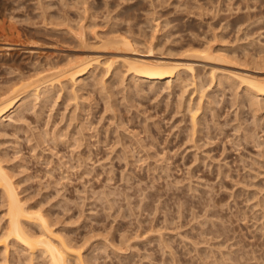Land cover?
Masks as SVG:
<instances>
[{
	"label": "rangeland",
	"instance_id": "374dc122",
	"mask_svg": "<svg viewBox=\"0 0 264 264\" xmlns=\"http://www.w3.org/2000/svg\"><path fill=\"white\" fill-rule=\"evenodd\" d=\"M86 1L84 2V0L83 1L81 0L79 1L78 0L77 1L75 0H60V1L59 0H47V1L46 0H0V22H2L0 23V32L2 33L6 31L5 32L6 34L0 33V83H1L0 90H5V88H8L7 87L9 86L7 85L8 83L14 84L13 81L16 82L17 79L21 77L19 75L20 72L22 77H24L25 79L34 77L32 75L34 74L36 75L38 71L39 72L46 71L47 74L54 73L55 71H57L56 70L57 68L55 69L54 66H58L60 64L59 67H61L62 63L64 64L67 62L66 59H68V57H70L69 60H71V58L73 57L75 60L81 58L87 59V57L88 56L91 57L92 54V57L93 56L97 57V55L98 56L100 55L102 57L101 59L103 58L107 59L110 57L117 58L119 57L118 55H120V57L122 56V58L124 56L126 57V59H128V55H129V59L131 58L133 59V57L136 56L135 58H150V59L159 58L161 60L166 59L165 61L173 60L174 62L176 61V63L179 61L183 63L185 62L188 63L190 62L193 64L198 63L200 64V66L198 64L197 65L195 64V71L197 72L196 73L197 77L199 79L201 77L202 80L201 82L203 83L205 81L203 83L204 87L207 84H210V81L208 80L206 81L205 78L209 79L211 77H214V79H211L213 83L211 82L212 84L208 85V87L210 86V89L212 91H209L210 89L207 88V86H206L207 89L205 88V90H207L208 92L205 91L206 93L204 92V94L209 93L207 94V96L204 95L205 97H208L206 98L208 101H206L205 97L203 96L200 102L201 109H199V111L196 112L197 113L196 118H198L197 119L198 121L206 116L204 118L206 119L205 122L203 121L204 119L200 120L199 122L197 121L198 126L199 123L201 124V129H199L200 127H198V129L201 131L199 133L196 132L197 134L195 133V136L193 137L194 140L192 139L193 143L194 141L200 142L201 140L199 145H198L199 142L194 143V145L197 144L198 146L200 145L201 146L197 148L196 145L194 148L193 143L190 139L191 137L190 125L193 126V124L192 123L190 124L189 119H191L192 117L190 118L191 113L188 114V112L190 106H191L190 108L194 107L193 103L199 98V97L197 98L196 94H198L199 96V93H195V95L192 96L193 89L191 88L192 90H189L188 88L190 86L188 88H184V86H182L183 80H185L184 83H187L186 74L182 73L181 75L182 78L180 82L182 84H180V82H173L174 81L173 79H172L173 81L169 82L170 84L172 83L173 87H176L178 83L184 89H187L186 90L187 93L185 91L186 94L183 93L184 95H181V96H185V99L187 100V101L185 100L186 103L190 102V101L188 102V100L191 96L194 97L193 98L194 101L192 100L191 101L192 103L190 102L192 105L191 104L190 106L188 105L189 107L188 109H185L186 110L185 111L183 106L185 107L187 105L185 104L184 97L180 96V94L182 93H179L182 90L184 91V89L181 87L179 88V85L176 88H172V86L170 87V85L168 84L170 88H165L166 87L165 81H162L159 82L154 87L153 86L150 87V84H143V86H139L142 84L141 83L142 79L140 82L139 79L133 77V74H129L128 72L126 74V72H124L125 69L122 68L121 66V70L123 69L122 70L123 74L122 73L121 74L123 76L125 75L124 76L125 79L124 77H121L124 80V82L121 81L124 85V88L122 87L123 86L122 84L118 85V83H121L120 81H118L121 80L120 78L121 74L115 76L111 72L110 74H107V76H105L106 75L105 74L104 75L105 78H103L104 76L102 77L105 82L101 80L100 83L104 84V86L106 84V86L104 87L105 90L101 91L103 90L101 89V86L99 88L98 86L99 84L98 85L96 84L99 82L98 75L102 76V74H99L100 70L98 69L99 70V71L97 70L98 73L96 72L97 75H95V78H93L96 79V83L94 82V80H92L91 78L92 75L91 76L87 75L88 76L87 78L85 75L82 80L83 82L81 81V84L77 83L80 88L81 86L82 87L84 86L85 88H81L82 90L80 91L79 87L76 85L75 88L79 89V90L74 89V91H78V95L77 93H74L78 97L75 98L76 100H72L73 96L69 94L72 91L71 90L72 86H70V84L67 87H63L64 90L63 89L61 90V88L58 89V87H56V89H54L55 92L50 93V97L48 98L49 101L47 99L46 100L41 99L43 97V93H42L40 95L41 97H39L38 99H34L31 97L28 103L30 101L31 102L25 108H23L24 110L21 109L20 110L21 112L16 111L17 113L15 112L14 114L9 113L11 114L15 122L16 121L19 122L20 119L24 118L25 116L26 118V119L24 118L25 122L23 119V121L21 120L20 123L15 124L14 120L10 122V117L3 118V120L0 121V122H4L2 124L0 123V161L2 160L1 162L4 168L6 169V171H8L7 173L10 175V177H12L11 179L14 182L17 192L19 193V197L22 199V201L27 207L32 209V211L34 210L33 212L37 213L38 211V214L41 212L43 213V215L47 217L48 220L50 219L49 222L52 224V225L50 224L51 229L55 231L54 233L57 234L56 236L58 237L60 236L59 238L63 237L64 239L68 240L70 243H72V245L74 244L75 248L81 247L80 254H81V258L83 259V264H169V261L171 262V258L174 261V264H176L177 262H178L177 264H192V261L194 262L193 264H201V263L205 264L206 261H207L206 264H209L210 262H211L210 264L213 263L219 264L218 262H221L220 264H226L225 262L227 260L226 258L231 260L228 262V264L229 263L230 264L233 263L264 264V249H262L264 248L262 247L264 246L263 243L264 233H262L261 231L264 230L263 228L264 226L263 225L264 224L263 223L264 221L263 220L264 219V213H263L264 123H262L264 122V116H262L264 115V111H262L263 109H261L262 106L264 107V103L260 101V99L263 101L261 97L260 98L258 97L259 100L254 99L256 104L255 103L253 104V101H249V98H245L246 93L242 91V89L244 90L245 88L243 87V85L240 86V84H238L239 83L238 78L235 80L236 76H238L239 74L240 76L251 74L253 77L255 76L257 78H259L260 76L264 77L263 60H262L263 62L262 64L260 60H258L260 70L255 69L258 64L254 66L255 68L251 67L252 63H250L251 65L250 67H248L249 65L248 66L245 65V64H249L250 62L249 60L254 57H257L255 59H258L257 55L260 52H262V54L261 53H260L261 55L259 54V58L262 59L264 57L263 55L264 52V47H263L264 20L263 19L264 18L261 20L259 18V17L262 18L264 14V0H86ZM39 2L40 3L43 2L44 7L41 4L42 5L41 7L43 8L38 7V5H40ZM246 2H248L247 6H246ZM242 4L243 6H241ZM183 6H185L186 10ZM250 7L252 8L249 9ZM245 8H247L248 11L247 9L245 11ZM41 9L42 10L45 9L47 12H45V10L44 12L47 15L42 14L40 12ZM61 13L63 15H60ZM64 13L66 15L65 17H64ZM246 14L249 15L246 16ZM44 15L45 17H43ZM152 15L154 16V18L152 17ZM256 16L260 20L259 21L257 19L258 24L255 19L257 18ZM42 17L44 20L42 19ZM59 17L60 18L62 17L61 18L62 20L59 19ZM149 17L154 21L149 19ZM66 18L67 20L68 19L70 20L68 21V23H66L67 22ZM250 18L253 19L252 22ZM228 20L229 23H227ZM126 21H128L127 22L128 25L126 24ZM151 21H153L154 23ZM237 21H241V22L239 23ZM254 21L256 22L255 25H253ZM45 22L47 23L46 25ZM156 22H158L159 24ZM151 23L153 26H151ZM3 25H5L4 28ZM51 25L54 28H52ZM193 25L194 27H192ZM69 26L71 28L68 29ZM236 26L238 27V29L235 28ZM248 27L249 29L247 31L246 28ZM70 29H73V31L77 30V32H81L80 34L83 33L81 36L83 37L84 35V41L86 40L85 42L87 43H83L84 41L80 42L81 36L78 33L76 32L74 33L72 32V30L69 33L68 30ZM153 29L157 30V31L154 30V36H153ZM243 29H245L246 31ZM258 29H260V31ZM246 32L247 33L249 32L248 34L249 36L247 35ZM253 32L254 34H252ZM73 33L76 34L77 36L76 35L72 36L74 35ZM94 33H97L96 35L98 36V38L101 37L103 40H105L104 38L106 39L108 38L107 35H109L110 37L111 34L120 33L119 34L120 36L122 35L128 36V33L129 34L132 33L133 35L130 34L131 36L130 35L128 36L130 37V39H132V37L138 39L139 37L140 40H144L145 38L144 42L142 41L143 44L145 42L147 43L151 42V45L153 46L154 44L155 47L153 46V48L157 51L153 49L154 51L150 53L152 54V56L147 57V55H150L148 52L149 50H144L149 48L147 47L148 46L147 43L144 44L146 45L145 46L146 48H144L143 45H140L142 43L140 44L138 43L136 44V47L135 45L133 46L134 50L131 49L130 51L128 50L125 51L123 47H122L123 49L121 48L120 50L119 49L113 50L111 48L108 49L106 47L101 48L99 46L101 44L100 41L102 40L101 38H99L100 40L98 38L96 40L95 39L96 35ZM7 34L9 35L7 36ZM150 34L155 38L157 37V39L155 40L154 38V40L153 39L150 40V38H152ZM78 36H80L79 41L76 38ZM73 37L75 38L73 39ZM8 38L9 40L10 39L11 40L9 41ZM166 40L169 41L167 42ZM5 41H7L6 43L8 44H6ZM96 41L97 42L99 41L98 43L100 44H98ZM155 41H157L158 43ZM14 42H16V44ZM166 42L168 43L169 46L167 45ZM205 44L207 46H205ZM209 45L211 46L210 48L212 49V51L214 50L215 52L217 51L222 52L223 50L228 49L227 52L224 51V54L226 56L229 53L228 55L229 57L231 52L233 53L235 51L234 53L237 54L236 55L232 54L234 56L231 57L237 56L236 59L239 58V61H237L236 59H234L235 60L234 61L232 58H229V60L231 61H228L227 60L228 58L224 57L222 59H225L226 61H223L221 59L222 62H220L219 60L209 62L208 60L203 58L205 60L204 61L202 59L203 56L200 57L199 55L196 54L197 56H199V58H201V59H197L195 58L196 55L194 53L192 54L190 53L191 50L195 49L196 47L197 48L195 49V51L200 49L201 46L204 47L205 49L206 47H209ZM261 45L263 48L261 47ZM137 47L138 49L140 47L139 51L141 52L137 51L138 50L136 49ZM186 47L190 49L188 50V48L186 49ZM253 47L255 50L253 49ZM243 49H247V50H243ZM135 50L139 54L134 53L133 51ZM184 50L186 51L188 50L187 53L186 51L184 52ZM131 51L135 55L132 54ZM143 51H146L148 54ZM198 51L200 53V50ZM243 51L244 52L246 51L247 55H250V53H248L247 51L251 52V56H249L251 58H248L246 56L247 58L246 59L245 58L246 53L244 55ZM142 52L146 53V55L143 54ZM169 52L170 54H168ZM193 54L195 57L194 56L189 57V55H193ZM220 54L224 55L223 52L219 53L218 55ZM240 59L241 60L246 59V61L244 60V63H242L241 65ZM44 63L49 65L46 66V64ZM202 64L204 65V67ZM205 65L207 66L205 67ZM260 65H262L263 67H261ZM210 69L212 70L215 69V71H211ZM203 70L205 71V73ZM210 71L213 72V74H217V73L218 74L213 76V74L210 73ZM235 72L239 74H235L236 75L235 78L230 79L231 77H234ZM37 74L42 75L43 73H37ZM206 74L208 75V77L206 76ZM218 75L219 76L221 75L220 77L222 78H220ZM223 75L224 76L228 75L226 76L227 79L226 78L225 79L232 81L227 82L225 79L223 81V77H224ZM198 78L197 81L199 83L200 81L198 80ZM175 79L180 80V78L177 79V77H175ZM216 79L218 80V84ZM134 81L135 82L137 81V84ZM225 81L227 83H230L231 86L226 84ZM233 81L237 85H235ZM189 82L190 81H188V83ZM93 83L96 84V87L94 86ZM134 84L138 86L135 87L137 89L139 88L138 89L139 93L137 89L134 87ZM232 84L233 86L235 85V87L239 85L240 86L238 87L239 90L235 89V87H232ZM200 85L201 83H199L198 86L199 88L201 87ZM215 85L218 88V90L216 89ZM217 85L220 86L218 87ZM222 85L224 87H222ZM230 87L233 88L231 89L233 91L230 90ZM98 88L101 90H99ZM61 91L63 92L65 99L63 98L62 93H60ZM82 91L84 92L82 93ZM108 91L110 93H108ZM236 91H238L240 95H243L241 97L239 96L238 92H237L238 94L236 93V96L238 95L241 98V100L239 99V97L238 98L236 97L238 101H235V98L232 97L233 93H235ZM128 92L129 95H127ZM211 92H213L214 94ZM57 93H60V95L62 96H59L58 98V96L56 95ZM71 93L73 94V92ZM210 94L211 96L213 95L212 98L210 97ZM68 95H70L71 98ZM177 96L178 98H181L180 100L183 99L184 101V102L182 101V104L185 105L178 104L182 106V108L176 105V103H179L180 101L178 98L177 99L179 101L178 102L176 101ZM221 96L224 98H222ZM54 97L58 99L55 100V102L57 101V103H54L55 105L53 106L52 104L55 99ZM60 97H62L63 99ZM106 97L109 98V100H107L109 104L106 101ZM229 97L232 100H230ZM121 98L123 100L125 98L126 100L123 101ZM32 99L37 101H34ZM233 99L235 101V104L233 102L231 104V101H233ZM68 100L70 101L66 103V101ZM257 100L260 101L261 103L257 102ZM33 101L37 105L39 103V106L36 107ZM216 102L220 103L218 104L220 107L217 106ZM239 102L243 103L242 108L245 107L244 109H241L240 107L241 103L239 105ZM250 102H252L251 105L254 106L252 107L254 108L253 110L260 109L257 110V112L262 111L256 113L255 117H252L254 116L255 113H252L251 105H249ZM206 103H210V104L212 103V105L210 106L209 104L208 106L207 104L206 106ZM111 105H115V106L113 107ZM176 106L180 107L181 109V110L179 109L180 112L179 110H175L178 109ZM202 108H204L203 109L204 111L207 110L206 111L207 115L205 112L204 117H203L204 112ZM32 109L35 111L34 113L31 112ZM210 109L213 110V114H216V116L214 115L216 119L212 117L211 111H209ZM41 111L44 113H42ZM227 112L229 113L228 115ZM239 112L241 116L238 114ZM253 112H256V110ZM200 114L202 116H200ZM222 114H225L224 117ZM113 115L115 117H113ZM256 116L258 121H259L258 117H260L259 122L256 121ZM213 119L217 120V122L215 121L214 123ZM235 119L238 121V123L240 121V123L238 124L240 125L239 127H241L242 125H244L243 128L246 127L244 130L243 128H240L241 132L246 131L245 134L244 132L241 133L240 131H237L239 130V127L237 126V121H235ZM117 120L119 122H117ZM206 121L208 122L207 125L209 126L206 125ZM254 121L257 126H255ZM145 123H147L149 126L147 124L145 125ZM116 124L117 125L120 124V125L117 126ZM214 124L217 125L215 126ZM253 124L258 129L255 128V130L254 129L252 130V128H254V126H252ZM213 125L215 126V128ZM234 125L235 127H238V129L236 128V131L239 132L238 135H236L237 132L236 133L234 132L235 131ZM194 127L197 126L195 125ZM193 128H191V130ZM117 129L119 130V133L117 132L118 131ZM194 129L196 131L197 128ZM194 129L192 131H194ZM198 129L197 131H199ZM78 130H81L82 132H79ZM147 130L149 131L147 132ZM187 130L189 131V133ZM218 130H220L221 133ZM46 131L49 132L43 133ZM208 131L211 134V136L209 135L210 137L208 136L209 134ZM252 131L253 132L255 131L257 134L252 133ZM51 132H52L51 134L52 136L49 134ZM62 132L64 135L62 134ZM115 132L119 134L121 139L119 138L118 134L117 137L119 139L114 138L116 137ZM129 132L131 135H133L134 132L135 135L133 136V138L136 139H133L132 136L129 135ZM233 132L235 133V136ZM73 133L74 135H76L77 133L76 135L77 139H75L76 137L73 135ZM79 133L82 134L80 135ZM125 133L128 136L125 135ZM45 134L47 135L49 134V137L51 136L50 140L48 136ZM56 134L57 137H54ZM188 134L190 136L188 138L190 139L189 141L186 139V137H188L186 135ZM214 134L216 135V137ZM198 135H200L201 137ZM44 136H46V138H44ZM60 136L61 139L58 138ZM227 136L230 139H227ZM232 136L234 137V139L232 138ZM246 136L248 139L246 138ZM195 137H197L198 139L197 138L195 139ZM51 138L55 140L53 139L51 140ZM207 138H210V140L213 139L212 140L213 142H209L210 140L208 141ZM78 139H81V141H79ZM205 139L210 144V146L209 144H207ZM251 139H253V141ZM39 140L43 141L44 143L40 142ZM62 140L65 142H62ZM73 140L74 142H72ZM75 140L78 141V142L76 141L77 144H75ZM120 140H122L123 143L120 142ZM136 140L138 141L139 144H142L140 145L142 150L140 146H138L139 144H137ZM183 140H185V142H183ZM236 140L239 145L237 144ZM238 140L240 141L241 144L239 143ZM257 140L262 142H259ZM243 141H246L247 143ZM36 142H38L39 144ZM233 142L239 146L237 147L236 145L238 149H236L235 144ZM73 143L75 145H73ZM183 143H185L186 145ZM232 143L234 144V146ZM255 143L259 147H257ZM130 144L133 145L134 147L131 146ZM259 144L262 147H260ZM143 147L146 149L143 150ZM152 147H154L155 149ZM133 148L135 150H132ZM197 149L199 150L196 151ZM88 150H90V152ZM137 150H139V152ZM125 151L127 153L126 155H125ZM130 151H132L133 153ZM258 151L261 152L259 153ZM146 152H148L147 153L148 155L146 154ZM206 154L210 156L207 157ZM253 154L257 156H254ZM148 156H150V158H148ZM138 157L142 158L143 160L138 159ZM165 157L166 159H164ZM257 157H259V159ZM160 158L161 159L163 158L164 160H161ZM194 158H196V160ZM206 158L208 159L204 160ZM244 161L246 164L244 163ZM249 161H253L255 164L257 163L256 166L253 162L251 163ZM241 163H243L244 167L243 165H239ZM248 164H250V166H248ZM218 166H220L221 168ZM246 166L248 167V169ZM254 166L256 167V169L259 167L257 169L258 171L255 169ZM249 167L250 168L254 167L255 171L254 169L251 168L254 171V172L252 171L253 172L252 173L251 170H249L250 169ZM247 170H249L248 174H247L248 172ZM220 172L221 174H218ZM245 198L247 199V201L245 200ZM260 205H262V207H260ZM156 206H158V208ZM154 209L157 212H155ZM243 211H245L244 215H243ZM6 213H7V204L4 203V201H2V197H0V240L2 239V237H4V234L8 228L7 227L8 217ZM177 213H179V216L177 215ZM206 216L210 219V220L208 219L209 221L205 219L207 218ZM244 216H246V218H244ZM212 217L214 218L211 219ZM260 217L261 219H259ZM163 220L165 222H163ZM198 224L199 225L201 224L200 226H202L203 228L201 229V227ZM179 227L182 230L179 229ZM261 227L263 229H260ZM32 228L35 231H37L36 226H33ZM159 228H161L160 231ZM221 229H224L223 230L224 232L221 231L224 234L220 233ZM201 230H203L204 232ZM209 231L212 233H209ZM256 231L258 232L255 233ZM156 233H158L159 235ZM199 234L201 236H199ZM207 234H210L209 237H206ZM217 234H221L222 236L220 237ZM184 236L185 239L183 238ZM202 236L203 237L205 236L204 239ZM201 237L203 240H205L204 242L206 245L203 244L202 242L203 240L201 239ZM231 237H233L234 239ZM191 238H195V239L193 240ZM160 239H165V244H168L169 242V245H165L164 240L163 241L161 240L162 242H160ZM196 239L199 242V243L197 242V244L195 241ZM223 239L228 241V243ZM206 240L210 241V243L207 242ZM200 242H202V244L199 245V247H197L198 244H200ZM206 242L208 243V246ZM221 242H223L222 245L220 244ZM225 242L227 244H225ZM1 243L2 242L0 241V264H49L47 258L45 259V257L40 255V253H36L34 256H30L29 252L23 250V248L19 246L13 245L12 242L8 244V249L5 250ZM213 243L220 244L222 248H220L218 244L217 246H215V244ZM193 245H195L196 247ZM231 245H233L235 248L236 246H238L236 248L237 250H235V248ZM205 246L206 248H204ZM244 246L247 248H244ZM161 247H163V250L164 247L165 249L171 248L173 250L171 249L164 250L167 251L166 253L168 254L164 252V257L161 258L163 252V250H161ZM175 247L176 249H174ZM215 247L223 250L222 251L219 249L221 251L220 252L221 255L225 252L226 253L224 255L226 254L228 255L226 257L222 255L223 259L220 258L219 257L220 254H218L219 250ZM198 248H200V250ZM134 249L135 251H133ZM244 249L245 251L246 249L247 250L250 249L248 251L249 253H245ZM188 251H190V255ZM197 251L198 253L201 254L203 253V255L198 254ZM169 253H171L172 255L170 254L171 255L170 256ZM207 253L211 255H207ZM174 254L176 255V257H174L175 256ZM212 254L215 258L212 257ZM230 255H231L230 258L232 259L228 257ZM197 256L199 258L203 256L202 260H200L201 259L200 258L198 261L196 259ZM206 256L208 258L210 257L211 258L208 259ZM174 258L175 259L177 258L176 261L174 260ZM218 259L221 261H219ZM159 260L161 261V263L159 262ZM162 260L164 263H162ZM173 261L171 262V264L173 263ZM71 262L72 264L74 263L73 261Z\"/></svg>",
	"mask_w": 264,
	"mask_h": 264
},
{
	"label": "bare ground",
	"instance_id": "6f19581e",
	"mask_svg": "<svg viewBox=\"0 0 264 264\" xmlns=\"http://www.w3.org/2000/svg\"><path fill=\"white\" fill-rule=\"evenodd\" d=\"M47 1V0H46ZM60 1V0H59ZM75 1H77V0H75ZM79 1V0H78ZM81 1H83V0H81ZM86 0H84V2H85ZM48 2H51V1H48ZM87 2V1H86ZM240 2V1H239ZM245 2V1H244ZM243 2V3H244ZM40 3V2H39ZM46 3V2H45ZM44 3V4H45ZM63 3V2H62ZM247 3L248 2H246V6H247ZM250 3V2H249ZM43 5V2L42 3H40V5H38V7H41L42 5ZM48 4V3H47ZM79 4H81V3H79ZM84 4V3H83ZM66 5V4H65ZM68 5V4H67ZM49 6V5H48ZM53 6V5H52ZM241 6H243V4L241 5ZM244 6H245V4H244ZM248 6H250V5H248ZM43 7H44V5H43ZM43 7H41V8H43ZM51 7V6H50ZM54 7H56V6H54ZM130 7V6H129ZM184 8H185V6H183ZM190 7V6H189ZM257 7V6H256ZM62 8V7H61ZM64 8V7H63ZM188 8V7H187ZM194 8V7H193ZM248 8V7H247ZM247 8H245V11H246V9ZM252 7H250L249 9H251ZM40 9V8H39ZM52 9V8H51ZM181 9V8H180ZM42 10V9H41ZM40 10V12L42 13V14H45V15H47L45 12H47L45 9V12H44V10H42L41 11ZM59 10V9H58ZM65 10V9H64ZM185 10H186V8H185ZM126 11V10H125ZM247 11H248V9H247ZM50 12V11H49ZM59 12V11H58ZM61 12V11H60ZM123 12V11H122ZM135 12V11H134ZM188 12V11H187ZM40 13V14H41ZM238 13V12H237ZM249 13V12H248ZM41 14V15H42ZM59 14V13H58ZM39 15V14H38ZM45 15L43 16V17H45ZM50 15V14H49ZM60 15H63L62 13L60 14ZM154 15V14H153ZM152 15V17L154 18V16ZM238 15V14H237ZM240 15V14H239ZM244 15H245V13H244ZM247 15H249V14H246V16ZM66 15H65V13H64V17H65ZM241 16V15H240ZM263 16H264V14H263ZM262 16V18L261 17H259V15H258V17L260 18V20L261 19H263L264 17ZM41 17V16H40ZM43 17H42V19H43ZM234 17H235V15H234ZM237 17V16H236ZM250 17V16H249ZM255 17V16H254ZM254 17H253V19H254ZM257 17V16H256ZM258 17L257 18H255L256 19V21H257V24H258ZM47 18V17H46ZM45 18V19H46ZM62 18V17H61ZM60 17H59V19H61ZM238 18V17H237ZM57 19H58V16H57ZM146 19H148V18H146ZM145 19V20H146ZM149 19H151L150 17H149ZM248 19V18H247ZM251 19V22H252V18H250ZM258 19V20H257ZM44 20V19H43ZM56 20V19H55ZM62 20V19H61ZM66 20H67V18H66ZM151 20H153V19H151ZM238 20V19H237ZM240 20V19H239ZM259 20V21H260ZM264 20V19H263ZM46 21V20H45ZM65 21V20H64ZM63 21V22H64ZM68 21H70L69 19L67 20V22L66 23H68ZM134 21V20H133ZM154 21V20H153ZM153 21H151V22H153ZM47 22V21H46ZM45 22V25L47 24ZM49 22V21H48ZM62 22V21H61ZM117 22V21H116ZM121 22H123V21H121ZM127 22L128 21H126V24H127ZM131 22V21H130ZM129 22V23H130ZM237 22H241V21H237ZM0 23H2V22H0ZM50 23H51V21H50ZM49 23V24H50ZM57 23H60V22H57ZM65 23V24H66ZM71 23V22H70ZM120 23V22H119ZM154 23V22H153ZM156 23H158V22H156ZM156 23H155V25H156ZM227 23H229V20H228V22ZM254 24L253 25H255V21L253 22ZM64 24V23H63ZM150 24V23H149ZM159 24V23H158ZM53 25V24H52ZM51 25V27L52 28H54L53 26ZM56 25V24H55ZM59 25V24H58ZM68 25V24H67ZM116 25V24H115ZM128 25V24H127ZM143 25V24H142ZM154 25V26H155ZM195 25V24H194ZM194 25L192 26V27H194ZM240 25V24H239ZM253 25H251V26H253ZM10 26V25H9ZM60 26V25H59ZM75 26V25H74ZM82 26V25H81ZM140 26V25H139ZM151 26H153L152 25V23H151ZM2 27V26H1ZM5 27V25H3V28ZM47 27V26H46ZM116 27V26H115ZM127 27V26H126ZM142 27V26H141ZM158 27V26H157ZM172 27V26H171ZM170 27V28H171ZM225 27V26H224ZM227 27H228V25H227ZM69 28H71L70 26L68 27V29ZM77 28V27H76ZM146 28V27H145ZM151 28H153V27H151ZM235 28H237L238 29V27L236 26ZM74 29V28H73ZM73 29H70V30H68L69 31V33L71 32V30H72V32H76V33H78L80 36L83 34H80L81 32H77V30H74L73 31ZM78 29V28H77ZM114 29V28H113ZM128 29V28H127ZM139 29V28H138ZM156 29V28H155ZM155 29H153V36H154V30ZM247 29V31H248V29H249V27L248 28H246ZM1 30H3V29H1ZM7 30V29H6ZM46 30V29H45ZM48 30V29H47ZM50 30V29H49ZM53 30H55V29H53ZM60 30H62V29H60ZM59 30V31H60ZM241 30V29H240ZM243 30H245V29H243ZM242 30V31H243ZM259 31H260V29H258ZM5 31V30H4ZM66 31V30H65ZM155 31H157V30H155ZM246 31V30H245ZM250 31V30H249ZM251 31H252V29H251ZM250 31V32H251ZM6 32V31H5ZM5 32H2V33H5ZM118 32V31H117ZM1 33V32H0ZM1 33V34H2ZM12 33V32H11ZM73 33V34H74ZM125 33H126V31H125ZM245 33V32H244ZM247 33V32H246ZM6 34V33H5ZM19 34V33H18ZM72 34V33H71ZM95 35L97 34V33H94ZM118 34V33H117ZM117 34H111V36L109 37V35H107V39L106 38H104L105 40H103L101 37H99V38H101V40L102 41H100V43H98L97 41V43L98 44H100V46L99 47H101V48H103V47H106V48H108V49H113V50H116V49H121L122 47L125 49V51L126 50H128V51H130L131 49H133V46L135 45V47H136V44H140V43H142V44H140V45H143L144 46V48H146L145 46L146 45H144V44H146L147 42H145L144 44H143V42H144V40H145V38H144V40H140L139 39V37H138V39L137 38H133L132 37V39H130V37H128L130 34H132V33H128V36H126L127 35V33H126V35H122V36H120L119 34L117 35ZM140 34H141V32H140ZM249 34V32L247 33V35ZM252 34H254V32L252 33ZM252 34H250V35H252ZM9 34H7V36H8ZM11 35V34H10ZM63 35V34H62ZM69 35V34H68ZM76 34H74V35H72V36H75ZM94 35V36H95ZM106 35V34H105ZM115 35V36H114ZM133 35V34H132ZM151 35V34H150ZM246 35V36H247ZM7 36H5V37H7ZM77 36V35H76ZM80 36H78V37H76L77 39H78V41H79V38H80ZM97 36V35H96ZM95 36V39L97 40V38H98V36L96 37ZM131 36V35H130ZM140 36V35H139ZM152 36V35H151ZM152 36V38H150V40L151 39H153L154 40V38L155 37H153ZM192 36V35H191ZM249 36V35H248ZM247 36V37H248ZM136 37V36H135ZM146 37V36H145ZM162 37V36H161ZM13 38V37H12ZM75 37H73V39H74ZM92 38H94V37H92ZM98 38V39H99ZM141 38V37H140ZM7 39V38H6ZM147 39V38H146ZM157 39V37L155 38V40ZM166 39V38H165ZM169 39V38H168ZM8 40H9V38H8ZM7 40V41H8ZM11 40V39H10ZM9 40V41H10ZM100 40V39H99ZM160 40V39H159ZM7 41H5V43L7 42ZM15 41V40H14ZM81 41H84V35H83V37L81 36V39H80V42ZM86 41V40H85ZM83 42V43H87V42ZM92 41V40H91ZM143 41V42H142ZM167 41V40H166ZM169 41V40H168ZM167 41V42H168ZM4 42V41H3ZM2 42V43H3ZM90 42V41H89ZM94 42H95V40H94ZM155 42H157V41H155ZM166 42V43H167ZM15 44H16V42H14ZM13 43V44H14ZM19 43V42H18ZM17 43V44H18ZM21 43V42H20ZM93 43V42H92ZM158 43V42H157ZM165 43V42H164ZM6 44H8V43H6ZM23 44V43H22ZM153 44V43H152ZM174 44V43H173ZM208 44V43H207ZM102 45V46H101ZM139 45V46H140ZM147 47H149L148 49H144V50H149L148 52H149V54L150 53H152V51H154L155 49L153 48V46L155 47V45L153 44V46L151 45V42L150 43H147ZM149 45H151V46H149ZM159 45V44H158ZM167 45H168V43H167ZM171 45V44H170ZM175 45V44H174ZM191 45V44H190ZM11 46V45H10ZM143 46H142V48H143ZM169 46V45H168ZM192 46V45H191ZM191 46H189V47H191ZM203 46H204V44H203ZM205 46H207L206 44H205ZM259 46V45H258ZM125 47H127V48H125ZM134 47V48H135ZM165 47V46H164ZM193 47V46H192ZM211 46L209 45V47H206L205 49H204V47H200V49H198V50H200V53H199V51L198 50H196L195 51V49L197 48H195V49H193V50H191V54L192 53H194L195 55L197 54V55H199L200 57H202V59L204 58V59H206V60H208L209 62L210 61H220V62H222V60L223 61H226L225 59H222V58H228L227 60L228 61H231V60H229V58H232L233 60L234 59H236L237 58V56H235V57H231V56H234V55H232V54H235L234 52L232 53L231 52V54H230V57L228 56L229 55V53H228V55H226L225 56V54H224V51H228V49L226 50H223L222 52H223V54L224 55H218L219 53H222V52H219V51H217V52H215L214 50L212 51V49L210 48ZM261 47H262V45H261ZM260 47V48H261ZM264 47V46H263ZM262 47V48H263ZM2 48V47H1ZM4 48V47H3ZM6 48H8V47H6ZM122 48V49H123ZM158 48V47H157ZM156 48V49H157ZM161 48V47H160ZM188 47H186V49H187ZM194 48V47H193ZM247 48V47H246ZM251 48V47H250ZM258 48V47H257ZM256 48V49H257ZM259 48V49H260ZM261 48V49H262ZM105 49V48H104ZM136 49H138V47L136 48ZM139 49H140V47H139ZM139 49L137 50V51H139ZM154 49V50H153ZM163 49V48H162ZM167 49V48H166ZM169 49V48H168ZM190 48H188V50H189ZM203 49V50H202ZM221 49V48H220ZM234 49V48H233ZM232 49V50H233ZM253 49H254V47H253ZM253 49H252V51H253ZM118 50V51H119ZM134 50V49H133ZM143 50V49H142ZM158 50H160V49H158ZM187 50V51H188ZM217 50V49H216ZM230 50V49H229ZM236 50V49H235ZM239 50V49H238ZM243 50H247V49H243ZM255 50V49H254ZM136 51V50H135ZM135 51H133L134 53H138L137 51L135 52ZM155 51H157V50H155ZM162 51V50H161ZM167 51V50H166ZM165 51V52H166ZM170 51V50H169ZM183 51V50H182ZM186 50H184V52H185ZM187 51H186V53H187ZM195 51V52H194ZM198 51V52H197ZM201 51H203V52H201ZM221 51V50H220ZM231 51V50H230ZM260 51V50H259ZM259 51H258V53H259ZM2 52H3V50H2ZM96 52V51H95ZM132 52V51H131ZM132 52V54H134ZM139 52H141V51H139ZM143 52H146V51H143ZM142 52V53H143ZM159 52V51H158ZM213 52H214V54H213ZM242 52V51H241ZM244 52V51H243ZM248 53H250V55H247V53H246V51L244 52V55H245V53H246V55H245V58H246V56L248 57V58H251V57H249V56H251V52H249V51H247ZM141 53V54H142ZM147 53V52H146ZM146 53H143V54H145L146 55ZM160 53H162V52H160ZM180 53V52H179ZM183 53V52H182ZM203 55H202V54ZM215 53H216V55H215ZM254 53V52H253ZM261 54H262V52H260ZM259 53V54H260ZM64 54H66V53H64ZM139 54V53H138ZM148 54V53H147ZM168 54H170V52L168 53ZM194 54L193 55H189V57H192V56H194ZM237 54V53H236ZM235 54V55H236ZM259 54L257 55L258 56V59H255V58H257V57H254V56H252V57H254V58H252V59H248L250 62H249V64H245L246 66H248V67H250L251 65V67H254V66H256V64H258L259 63V61L258 60H260V62H261V64L264 62V57L261 59V58H259ZM260 54V55H261ZM2 55V54H1ZM68 55V54H67ZM124 55V54H123ZM131 55V54H130ZM135 55V54H134ZM163 55V54H162ZM196 55V57L195 58H197V59H201V58H199V56H197ZM243 55V54H242ZM253 55V54H252ZM263 55H264V52H263ZM69 56V55H68ZM119 57H117V56H115V57H117V58H112V57H110V58H107V59H101L102 57L99 55H97V57L96 56H93L92 57V54H91V57L90 56H88L87 57V59L86 58H81V59H78V60H75L74 59V57L73 58H71V60H69L70 59V57H68V59H66L67 60V62L66 63H62V66L61 67H59V65L58 66H54V68L57 70V71H55L54 73H46V71H44V72H37V73H43L42 75H40V74H37L36 73V75L34 74V75H32V76H34V77H32V78H28V79H25L24 77H22V75H21V72H20V78L19 79H17V81L15 82V81H13L14 82V84L12 85V84H7V85H9V86H7L8 88H5V90H0V121H2L3 120V118H6V117H10V122L11 121H13L14 119L12 118V116H11V114H9V113H15L16 111H20L21 109L22 110H24L23 108H25L29 103H28V101L30 100V98L32 97V98H34V99H38L39 97H41L40 95L43 93V97L41 98V99H44V100H48V98L50 97V93L51 92H55V90L54 89H56V87H58V89L59 88H61V90L63 89L64 90V88L63 87H67V86H69V84H70V86H72V88H71V92H73V94L74 93H77V95H78V91H74V89H76L75 87H76V85L78 86V84L80 83L81 84V81L83 80V78H84V76L86 75V78L88 77L87 75H92L91 76V78H92V80H94V82L96 83V79H93V78H95V75H97L96 74V72L98 73V71L100 70V73L99 74H102V76L100 75H98V78H99V82H98V79H97V82L98 83H96L98 86H99V88H100V86H101V89H103V90H101V89H99V90H101V91H104L105 90V86H106V84H105V86H104V84H102V83H100L101 82V80H103L104 81V79L103 78H105V76H107V74H110L111 72L113 73V75H115V76H117V75H120L121 73L123 74V72H122V70H121V66H122V68H124L125 70H124V72H126V74H127V72L129 73V74H133V77H135V78H137V79H139V81L141 82V79H142V84L141 85H139V86H143V84H150V87L151 86H156L159 82H162V81H165V84H166V87L165 88H170L171 86H172V83L170 84L169 82L170 81H173V82H180L181 81V75H182V73H184V74H186V77H187V83H184L185 82V80H183L182 82H183V85L182 86H184V88H188L189 86V90H192L193 89V92H192V96L193 95H195V93H199V96H198V94H196V96H197V98H198V100H196L194 103H193V108H190L191 106H190V104L192 103L191 101L193 100L194 101V97H192L190 94V98H189V100H188V102L189 103H186V99H185V96H181V95H184V94H186L187 93V89H184L182 86H180L178 83H177V85H176V87L179 85V88L181 87V88H183L184 89V91L182 90V91H180L179 93H182V94H180V96L181 97H184V101H185V104L187 105V106H183V108H184V110L185 109H188V107H189V112H188V114H190V118L191 119H189L190 120V124L192 123L193 124V126L192 125H190L191 126V128H193L195 125L197 126V127H194V128H197L198 129V127H200L199 129H201V124L199 123V126H198V124H197V119L198 118H196V115H197V113L196 112H198L199 111V109H201L200 108V102H201V100H202V98H203V96L204 95H206L207 96V94H209V93H207V94H204V92L206 91V92H208L207 90H205V88H206V86H207V88H209L210 89V86L208 87V85H210V84H212L213 83V81L211 80V79H214V77H211V76H209V77H211V78H205V80L207 81H210V84H207L205 87H204V85H203V83L205 82H201L202 80H201V77H200V79L197 77V72L195 71V64L197 65L198 63H188V62H185V63H183V62H181V61H179V62H181V63H179V62H177L176 63V61L174 62L173 60H171V61H165V60H161V59H150V58H135V57H133V59L131 58V59H129V55H128V59H126V57H124L123 56V58H122V56L120 57V55H118ZM143 56V55H142ZM150 57V56H152V54H150V55H147V57ZM239 56H240V54H239ZM188 57V58H189ZM244 57V56H243ZM125 58V59H124ZM162 58V57H161ZM171 58V57H170ZM77 59V58H76ZM164 59V58H163ZM203 59V60H204ZM222 59V60H221ZM247 59V58H246ZM246 59H242L243 60V62H242V60H241V65H242V63H244V60L246 61ZM186 60V59H185ZM191 60V59H190ZM237 61H239V58L238 59H236ZM262 60H263V62H262ZM173 61V62H172ZM205 61V60H204ZM235 61V60H234ZM236 61V62H237ZM47 63H48V61H47ZM245 63H247V62H245ZM250 63H252L251 65H250ZM44 64H46V63H44ZM254 64V65H253ZM40 65H42V64H40ZM39 65V66H40ZM49 65V64H48ZM47 64H46V66H48ZM51 65H52V63H51ZM199 66H200V64H198ZM203 65V64H202ZM207 65H205V67H206ZM261 67H263L264 66V64H263V66L262 65H260ZM41 67V66H40ZM51 67V66H50ZM198 67V66H197ZM202 67V66H201ZM203 67H204V65H203ZM209 67V66H208ZM52 68V67H51ZM53 68V69H54ZM211 68V67H210ZM246 68V67H245ZM255 68V67H254ZM264 68V67H263ZM99 69V70H98ZM213 69V68H212ZM212 69H210L211 71H215V69L214 70H212ZM247 69V68H246ZM255 69H259V64L257 65V67L255 68ZM36 70V69H35ZM44 70H46V69H44ZM49 70V69H48ZM98 70V71H97ZM249 70V69H248ZM253 70V69H252ZM260 70V69H259ZM204 71V70H203ZM207 71V70H206ZM210 71V73H212L213 74V72H211ZM227 71V70H226ZM233 71V70H232ZM35 72V71H34ZM199 72V71H198ZM222 72V71H221ZM220 72V73H221ZM263 72V71H262ZM204 73H205V71H204ZM207 73V72H206ZM219 73V74H220ZM224 73H226V72H224ZM228 73V72H227ZM233 73V72H232ZM239 73H240V71H239ZM239 73H234V77H231L230 79H232V78H235V74H239ZM106 74V75H105ZM121 74V75H122ZM128 74V75H129ZM218 74V73H217ZM217 74H213V76L214 75H217ZM246 74V73H245ZM38 75V76H37ZM105 75V76H104ZM112 75V74H111ZM112 75V76H113ZM120 75V78L121 77H124L123 75L121 76ZM199 75V74H198ZM203 75V74H202ZM222 75V74H221ZM220 75V76H221ZM229 75V74H228ZM228 75H223L224 77H223V81H224V79L226 78V76H228ZM251 74H247V75H241L240 76V74L238 75V76H236V78H235V80L238 78L239 79V83L238 84H240V86L241 85H243V87L245 88L244 90L242 89V91H244L246 94H245V98H249V101H253V104L255 103V101H254V99H258V97L260 98H262L263 99V101L260 99V101L262 102V103H264V77H259V78H257V77H253L252 75L250 76ZM36 76V77H35ZM104 76V77H103ZM131 76V75H130ZM206 76L208 77V75L206 74ZM219 76V75H218ZM219 76V77H220ZM232 76H233V74H232ZM103 77V78H102ZM175 77H177V79L178 78H180V80L178 81V80H176L175 79ZM202 77H204V76H202ZM8 78V77H7ZM17 78V77H16ZM90 78V77H89ZM116 78V77H115ZM118 78V77H117ZM197 78H198V80L200 81L199 83H201V87L199 88L198 86H199V83H198V81H197ZM220 78H222V77H220ZM124 79H125V77H124ZM136 79V80H137ZM173 79V80H172ZM218 79V78H217ZM216 79V81H217V84H218V80ZM227 79V78H226ZM225 79V80H226ZM6 80V79H5ZM112 80V79H111ZM115 80V79H114ZM135 80V79H134ZM220 80H222V79H220ZM234 80V81H235ZM102 81V82H103ZM118 81H123L124 82V80H123V78H121V80H118ZM166 81H168V82H166ZM188 81H190L189 83H188ZM227 82H230V81H232V80H226ZM225 81V82H226ZM233 81V82H234ZM238 81V80H237ZM83 82V81H82ZM85 82V81H84ZM105 82V81H104ZM135 82V81H134ZM212 82V83H211ZM226 82V84H228L229 86H231V84L230 83H227ZM78 83V84H77ZM95 83H93L94 84V86L96 87V84ZM109 83H111V82H109ZM118 83V82H117ZM136 84H137V81L135 82ZM209 83V82H208ZM220 83V82H219ZM224 83V82H223ZM223 83H221V84H223ZM235 83V82H234ZM233 83V84H234ZM1 84V83H0ZM4 84V83H3ZM119 84H122L123 85V83L121 82V83H118V85ZM164 84V85H165ZM170 85V87H169V85ZM176 84V83H175ZM180 84H182L181 82H180ZM220 84V85H221ZM226 84H224V85H226ZM233 84H232V87H235V85H237L236 83H235V85L233 86ZM6 85V84H5ZM103 85V86H102ZM110 85V84H109ZM168 85V86H167ZM219 85V86H220ZM127 86V85H126ZM135 86H137V85H135L134 84V87ZM149 86V85H148ZM175 86V85H174ZM203 86V87H202ZM218 86V85H217ZM218 86V87H219ZM239 85L237 86V87H235V89H237V90H239V88L238 87H240ZM3 87V86H2ZM79 87V86H78ZM110 87V86H109ZM123 88H124V85L122 86ZM138 87V86H137ZM150 87H149V89H150ZM152 87V88H153ZM176 87H173L172 86V88H176ZM215 87H216V85H215ZM222 87H224L223 85H222ZM81 88H85L84 86L82 87L81 86ZM80 87H79V89H80V91L82 90ZM122 88V89H123ZM126 88V87H125ZM136 88V87H135ZM163 88V87H162ZM161 88V89H162ZM192 88V89H191ZM206 88V89H207ZM1 89V88H0ZM78 89V88H77ZM76 89V90H77ZM78 89V90H79ZM95 89V88H94ZM137 89V88H136ZM139 89V88H138ZM138 89H137V91H138ZM208 89V90H209ZM216 89L218 90V88L216 87ZM221 89V88H220ZM219 89V90H220ZM231 89H233V88H231L230 87V90ZM54 90V91H53ZM107 90V89H106ZM120 90V89H119ZM135 90V89H134ZM188 90V91H189ZM70 91H68V92H70ZM121 91V90H120ZM131 91V90H130ZM150 91V90H149ZM154 91V90H153ZM185 91H186V93H185ZM209 91H212L211 89L209 90ZM222 91H223V89H222ZM221 91V92H222ZM231 91H233V90H231ZM241 91V92H242ZM59 92V91H58ZM69 93V94H71L73 97H72V100H76L75 98H78L77 97V95L76 94H72V93ZM84 91H82V93H83ZM127 92V91H126ZM205 92V93H206ZM219 92V91H218ZM238 91H236L235 93H233V96L232 97H234L235 98V101H238V97L239 96H243V95H240V93H239V96L237 95L236 96V93H237ZM60 93H62V95H63V92L61 91ZM60 93H57L56 95L58 96V98H59V96H62V95H60ZM65 93V92H64ZM108 93H110L109 91H108ZM120 93H123V92H120ZM138 93H139V91H138ZM184 93V94H183ZM189 93V92H188ZM211 93H213V92H211ZM217 93V92H216ZM237 93V94H238ZM247 93H249V94H247ZM203 94V95H202ZM214 94V93H213ZM241 94H243V93H241ZM76 95V96H75ZM123 95V94H122ZM126 95V94H125ZM127 95H129V92H128V94ZM139 95V94H138ZM178 95V94H177ZM52 96H53V93H52ZM56 96V97H57ZM68 96H70V95H68ZM75 96V97H74ZM110 96V95H109ZM108 96V97H109ZM131 96V95H130ZM209 96V95H208ZM216 96V95H215ZM222 96H223V94H222ZM221 96V97H222ZM225 96V95H224ZM227 96V95H226ZM249 96V97H248ZM252 96V97H251ZM66 97V96H65ZM138 97V96H137ZM140 97V96H139ZM189 97V96H188ZM205 97V96H204ZM210 97L212 98L213 97V95L211 96V94H210ZM217 97V96H216ZM237 97V98H236ZM55 98V97H54ZM58 98H55L54 99V101H53V106L55 105L54 103H57V101L55 102V100H57ZM60 98H62V97H60ZM63 98H64V95H63ZM62 98V99H63ZM70 98H71V96H70ZM74 98V99H73ZM127 98V97H126ZM142 98V97H141ZM178 98V96L176 97V99ZM206 98H208V97H205V100L206 101H208ZM222 98H224V97H222ZM250 98H251V100H250ZM34 99H32V100H34ZM51 99H52V97H51ZM65 99V98H64ZM122 99V98H121ZM143 99H145V98H143ZM175 99V100H176ZM179 100L181 99V98H178ZM176 100L177 102L179 101V100ZM229 99H230V97H229ZM239 99L241 100V98L239 97ZM107 100H109V98H107L106 97V101ZM123 100V99H122ZM124 100H126L125 98H124ZM123 100V101H124ZM204 100V101H205ZM210 100V99H209ZM224 100V99H223ZM230 100H232V99H230ZM243 100V99H242ZM259 100V99H258ZM257 100V102H260V101H258ZM34 101H37V100H34ZM34 101H33V103H34ZM40 101V100H39ZM49 101V100H48ZM70 100H68V101H66V103H68ZM112 101V100H111ZM110 101V102H111ZM182 101H183V99L182 100H180L179 101V103H176V105H178V104H181V105H185V104H182ZM183 101V102H184ZM197 101H198V103H197ZM220 101H221V99H220ZM235 101H234V99H233V101H231V104H232V102L235 104ZM247 101V100H246ZM41 102V101H40ZM43 102V101H42ZM113 102V101H112ZM111 102V103H112ZM128 102V101H127ZM174 102V101H173ZM213 102V101H212ZM260 102V103H261ZM107 103H108V101H107ZM195 103H196V105H195ZM238 103V102H237ZM240 103L241 102H239V105H240ZM35 104V103H34ZM65 104V103H64ZM109 104V103H108ZM122 104V103H121ZM124 104V103H123ZM128 104V103H127ZM205 104V103H204ZM207 104H208V106H209V104L210 103H206V106H207ZM216 104H217V106H219L218 104H220L219 102L217 103L216 102ZM242 104L243 103H241V105H240V107H241V109H244V108H242ZM249 104V103H248ZM252 104V102H250V104L249 105H251ZM256 104V103H255ZM31 105H33V104H31ZM36 105V107L37 106H39V103H38V105L37 104H35ZM35 105H34V107H35ZM41 105V104H40ZM52 105H51V107H52ZM130 105V104H129ZM189 105V106H188ZM192 105V104H191ZM202 105H203V103H202ZM212 105V103L210 104V106ZM239 105H238V107H239ZM263 105V104H262ZM261 105V106H262ZM111 106H115V105H111ZM122 106V105H121ZM125 106H126V104H125ZM178 106H180V105H178ZM232 106V105H231ZM234 106V105H233ZM256 106V105H255ZM258 106V105H257ZM34 107H33V109H34ZM41 107V106H40ZM108 107H110V106H108ZM177 107V106H176ZM175 107V108H176ZM181 108H182V106H180ZM180 107H177L178 109H175V110H179L180 109ZM202 107V106H201ZM203 107H205V106H203ZM220 107V106H219ZM218 107V108H219ZM222 107V106H221ZM240 107H239V109H240ZM252 107H254V106H252L251 105V108ZM259 107V106H258ZM39 108V107H38ZM46 108V107H45ZM110 108H112V107H110ZM126 108V107H125ZM131 108V107H130ZM208 108V107H207ZM212 108V107H211ZM217 108V109H218ZM249 108V107H248ZM250 108V109H251ZM256 108V107H255ZM260 108V107H259ZM32 109V111L31 112H35L34 110ZM50 109V108H49ZM128 109H129V106H128ZM204 108H202V110H203ZM206 109V108H205ZM209 109V108H208ZM221 109V108H220ZM226 109V108H225ZM232 109V108H231ZM233 109H234V107H233ZM237 109V108H236ZM254 108H252V113H255L254 114V116H252V117H255V115H256V113H258V112H262V111H264V107L262 106V108L261 109H263L262 111H258L257 112V110H260V109H255L256 110V112H253V111H255V110H253ZM181 110V109H180ZM180 110H179V112H180ZM43 111V110H42ZM41 111V112H42ZM186 111V110H185ZM207 110H203V117H204V114H205V112H206ZM209 111H211V115H212V117H214V115L216 116V114H213V110L212 109H210ZM220 111V110H219ZM21 112V111H20ZM37 112H38V110H37ZM175 112V111H174ZM178 112V111H177ZM182 112H184V111H182ZM229 112V111H228ZM227 112V115L229 114ZM241 112V111H240ZM240 112L238 113L240 116H241V114H240ZM17 113V112H16ZM42 113H44V112H42ZM42 113H41V115H42ZM215 113V112H214ZM251 113V114H252ZM12 114V115H13ZM185 114V113H184ZM202 114V113H201ZM200 114V116H202ZM236 114V113H235ZM17 115V114H16ZM34 115H36V114H34ZM206 115H207V112H206ZM223 115V117H224V115L225 114H222ZM239 115H238V117H239ZM253 115V114H252ZM118 116V115H117ZM236 116V115H235ZM258 116H259V114H258ZM262 116H264V115H262ZM38 117V116H37ZM39 117H40V115H39ZM113 117H115L114 115H113ZM184 117V116H183ZM206 117V116H205ZM204 117V118H205ZM211 117V118H212ZM234 117V116H233ZM251 117V118H252ZM2 118V119H1ZM21 118V117H20ZM24 118H25V116H24ZM24 118H21L20 119V121L22 120L23 121V119ZM203 118V119H204ZM215 118V117H214ZM17 119V118H16ZM26 119V118H25ZM25 119H24V122H25ZM203 119H200V120H203ZM216 119V118H215ZM234 119V118H233ZM240 119V118H239ZM258 119H259V121H260V117H258ZM262 119H263V117H262ZM262 119H261V122H262ZM18 120V119H17ZM193 120V121H192ZM199 120V121H200ZM205 120L206 119H204L203 121L205 122ZM214 120V119H213ZM213 120H212V122H213ZM251 120V119H250ZM253 120V119H252ZM255 120V119H254ZM9 121V120H8ZM20 121L19 122H15V120H14V123L16 124H18V123H20ZM198 121V122H199ZM215 121L217 122V120H214V123H215ZM235 121H237L236 119H235ZM242 121V120H241ZM256 121H258L257 120V116H256ZM258 121V122H259ZM117 122H119L118 120H117ZM253 122V121H252ZM260 122V123H261ZM1 124L2 123H4V122H0ZM13 123V124H14ZM23 123V122H22ZM233 123V122H232ZM239 123H240V121H239ZM238 123V121H237V126L239 127L240 125H238L239 124ZM260 123H259V126H260ZM262 123H264V122H262ZM14 124V125H15ZM124 124V123H123ZM144 124V123H143ZM147 123H145V125H146ZM208 124V122L206 121V125ZM246 124V123H245ZM254 124H255V126H257L256 125V123H255V121H254ZM254 124L252 125V126H254ZM11 125V124H10ZM117 125V124H116ZM118 125H120V124H118ZM117 125V126H118ZM148 125V124H147ZM215 126L217 125V124H214ZM213 125V126H214ZM228 125V124H227ZM226 125V126H227ZM230 125V124H229ZM242 125V124H241ZM86 126V125H85ZM149 126V125H148ZM207 126H209V125H207ZM215 126H214V128H215ZM219 126V125H218ZM243 126L244 125H242L241 127H239V130H237V131H240V128H243ZM247 126V125H246ZM254 126V128H252V130L254 129L255 130V128L256 129H258L257 127H255ZM88 127V126H87ZM238 127H235V125H234V128H235V133L237 132L236 131V128L238 129ZM248 127V126H247ZM118 128V127H117ZM120 128V127H119ZM191 128H190V136H189V134L188 135H186V136H188V137H186V139L189 141L190 139H191V141H192V139L194 140V136H195V133L197 132V133H199L201 130H199V131H197V129H196V131H195V129H194V131H192L191 130ZM208 128V127H207ZM234 128H233V130H234ZM246 127H244L243 128V130L245 129ZM91 129V128H90ZM144 129H145V127H144ZM147 129V128H146ZM209 129V128H208ZM208 129H205V130H208ZM259 129H260V127H259ZM42 130V129H41ZM45 130V129H44ZM118 130V129H117ZM116 130V131H117ZM125 130V129H124ZM138 130V129H137ZM215 130V129H214ZM216 130H217V128H216ZM215 130V131H216ZM242 130V129H241ZM79 132H82L81 130H78ZM78 131H77V133H78ZM146 131V130H145ZM149 130H147V132H148ZM188 131V130H187ZM215 131H213V132H215ZM220 133H221V131L220 130H218ZM217 131V132H218ZM39 132V131H38ZM49 132V131H48ZM47 131L46 132H43V133H48ZM118 133H119V130L117 131ZM126 132V131H125ZM135 132V131H134ZM133 132V135H131L130 134V132H129V135L130 136H132V138H133V136L135 135V133ZM192 132H194V133H192ZM233 132V134H234V136H235V133ZM241 132V131H240ZM242 132H244V134H245V132L246 131H242ZM241 132V133H242ZM250 132H251V130H250ZM55 133V132H54ZM77 133H76V135H77ZM116 133V132H115ZM118 133H116V137H114L115 139L116 138H118L117 137V134ZM121 133V132H120ZM132 133V132H131ZM137 133H138V131H137ZM159 133V132H158ZM187 133V132H186ZM188 133H189V131H188ZM192 133V134H191ZM196 133V134H197ZM202 133V132H201ZM208 133H209V131H208ZM231 133V132H230ZM240 133V134H241ZM252 133H255V134H257L255 131L253 132L252 131ZM50 135L52 134V132L51 133H49ZM49 134L47 135V134H45V135H47L48 136V138H49V140H50V137L52 136H50L49 137ZM62 134H63V132H62ZM80 134V133H79ZM79 134H78V136H79ZM82 134V133H81ZM80 134V135H81ZM107 134H108V132H107ZM114 134V133H113ZM239 134V132H237L236 133V135H238ZM249 134V133H248ZM263 134H264V132H263ZM64 135V134H63ZM73 135H74V133H73ZM76 135H74L76 138L75 139H77V136ZM125 135H127L126 133H125ZM146 135V134H145ZM201 135V134H200ZM200 135H198V136H200ZM211 136V134L209 133L208 134V136ZM215 135V134H214ZM251 135V134H250ZM43 136V135H42ZM91 136V135H90ZM107 136V135H106ZM109 136V135H108ZM118 136H119V134H118ZM123 136V135H122ZM128 136V135H127ZM129 136V137H130ZM139 136V135H138ZM197 136V137H198ZM205 136H207V135H205ZM209 136V137H210ZM220 136V135H219ZM257 136H259V135H257ZM257 136H255V137H257ZM261 136V135H260ZM41 137V136H40ZM54 137H57V134L54 136ZM63 137V136H62ZM148 137V136H147ZM147 137H146V139H147ZM190 137V139H188ZM197 137H195V139L197 138ZM201 137V136H200ZM199 137V138H200ZM215 137H216V135H215ZM218 137V136H217ZM250 137H252V136H250ZM254 137V136H253ZM44 138H46V136H44ZM47 138V139H48ZM59 139H61V136L60 137H58ZM80 138H81V136H80ZM119 138H120V136H119ZM118 138V139H119ZM206 138V137H205ZM213 138V137H212ZM232 138L234 139V137L232 136ZM239 138H240V135H239ZM243 138V137H242ZM244 138H245V136H244ZM246 138H247V136H246ZM259 138V137H258ZM258 138H256V139H258ZM53 138H51V140H52ZM106 139H107V137H106ZM105 139V140H106ZM121 139V138H120ZM123 139V138H122ZM133 139H136V138H133ZM142 139V138H141ZM153 139V138H152ZM198 139V138H197ZM201 139V138H200ZM227 139H230V138H228V136H227ZM237 139H238V136H237ZM248 139V138H247ZM254 139V138H253ZM253 139H251L252 141H253ZM43 140V139H42ZM53 140H55V139H53ZM79 141H81V139H78ZM113 140V139H112ZM131 140V139H130ZM139 140V139H138ZM206 140V139H205ZM207 140L209 141L210 140V138H207ZM207 140H206V142H207ZM213 139H211L209 142H213L212 141ZM218 140V139H217ZM240 140V139H239ZM238 140V141H239ZM262 140V139H261ZM38 141V140H37ZM40 141V140H39ZM48 141V140H47ZM76 141L77 140H75V144H77L76 143ZM117 141V140H116ZM115 141V142H116ZM119 141V140H118ZM133 141V140H132ZM137 141V140H136ZM136 141H135V143H136ZM143 141V140H142ZM188 141H186V142H188ZM257 141H259V140H257ZM257 141H256V143H257ZM40 142H43V141H40ZM45 142H46V139H45ZM62 142H65V141H63L62 140ZM72 142H74V140L72 141ZM78 142V141H77ZM120 142H122V140H120ZM156 142V141H155ZM183 142H185V140H183ZM196 142H199V141H194V143H196ZM200 142H201V140H200ZM200 142L198 143V145L200 144ZM215 142V141H214ZM228 142V141H227ZM236 142H237V140H236ZM243 142H246V141H243ZM255 142V141H254ZM259 142H262V141H259ZM258 142V143H259ZM264 142V141H263ZM36 143H38V142H36ZM44 143V142H43ZM123 143V142H122ZM128 143V142H127ZM126 143V144H127ZM144 143V142H143ZM192 143H193V141H192ZM194 143H193V147L195 148V146L197 145V144H195L194 145ZM223 143V142H222ZM229 143V142H228ZM234 143V142H233ZM232 143V144H233ZM239 143H240V141H239ZM247 143V142H246ZM255 143V144H256ZM39 144V143H38ZM37 144V145H38ZM74 143H73V145H75ZM137 144H139L138 143V141H137ZM183 144H185V143H183ZM189 144V143H188ZM191 144V143H190ZM207 144H209L208 142H207ZM231 144V145H232ZM235 144V143H234ZM234 144H233V146H234ZM237 144H238V142H237ZM237 144H235V147H236V145ZM241 144V143H240ZM253 144V143H252ZM261 144V143H260ZM259 144V145H260ZM264 144V143H263ZM131 145V144H130ZM140 145H142V144H139L138 146H140ZM186 145V144H185ZM192 145V144H191ZM196 146L197 148H199L200 146ZM211 145H212V143H211ZM239 145V144H238ZM237 145V147H239ZM254 145V144H253ZM131 146H133V145H131ZM137 146V145H136ZM149 146V145H148ZM156 146V145H155ZM182 146V145H181ZM204 146H205V144H204ZM203 146V147H204ZM209 146H210V144H209ZM241 146V145H240ZM256 146H257V144H256ZM134 147V146H133ZM191 147V146H190ZM225 147V146H224ZM236 147V149H238ZM257 147H259V146H257ZM260 147H262L261 145H260ZM138 148V147H137ZM140 148H141V146H140ZM139 148V149H140ZM152 148H154V147H152ZM205 148V147H204ZM90 149V148H89ZM122 149H124V148H122ZM144 149H146V148H144L143 147V150ZM155 149V148H154ZM201 149V148H200ZM224 149V148H223ZM260 149V148H259ZM132 150H135L134 148L132 149ZM141 150H142V148H141ZM199 149H197L196 151H198ZM262 150V149H261ZM89 152H90V150H88ZM123 151V150H122ZM138 152H139V150H137ZM137 151H136V153H137ZM225 151V150H224ZM130 152H132V151H130ZM135 152V151H134ZM154 152V151H153ZM212 152V151H211ZM222 152V151H221ZM259 152V151H258ZM261 152V151H260ZM259 152V153H260ZM264 152V151H263ZM133 153V152H132ZM148 152H146V154H147ZM150 153V152H149ZM159 153V152H158ZM248 153V152H247ZM127 153H126V151H125V155H126ZM135 154V153H134ZM250 154V153H249ZM263 154V153H262ZM148 155V154H147ZM204 155H205V153H204ZM207 155V154H206ZM254 155V154H253ZM88 156H89V153H88ZM146 156V155H145ZM159 156V155H158ZM208 156H210V155H207V157ZM241 156V155H240ZM240 156H239V158H240ZM254 156H257V155H254ZM254 156H253V158H254ZM261 156V155H260ZM125 157V156H124ZM123 157V158H124ZM127 157V156H126ZM131 157H132V154H131ZM147 157V156H146ZM146 157H144V158H146ZM164 157V156H163ZM195 157H196V154H195ZM242 157V156H241ZM142 158H143V156H142ZM142 158H140V157H138V159H142ZM148 158H150V156H148ZM153 158V157H152ZM204 158V157H203ZM258 159H259V157H257ZM256 158V159H257ZM262 158V157H261ZM127 159V158H126ZM133 159V158H132ZM137 159V160H138ZM161 159V158H160ZM164 159H166V157L164 158ZM163 158L161 159V160H164ZM195 160H196V158H194ZM194 159H193V161H194ZM208 158H206V159H204V160H207ZM249 159V158H248ZM59 160V159H58ZM137 160H136V162H137ZM143 160V159H142ZM199 160V159H198ZM197 160V161H198ZM240 160H241V158H240ZM253 160V159H252ZM262 160V159H261ZM260 160V161H261ZM2 161V160H1ZM0 161V197H2V201H4V203H6L7 204V221H8V224H7V230H6V232H5V234H4V237H2V239L0 240L2 243V246L4 247V249L5 250H7L8 249V244L10 243V242H12L13 243V245H16V246H19V247H21V248H23V250H26L27 252H29V254H30V256H34L36 253H40V255L41 256H43V257H45V259L47 258V260H48V262H49V264H72V262L71 261H73L74 263L73 264H83V259L81 258V254H80V248H75L74 247V244L72 245V243H70L68 240H66V239H64L63 237L62 238H59L58 236H56L57 234H55L54 232L55 231H53L52 229H51V223L49 222L50 221V219L48 220L47 219V217L45 216V215H43V213H41L40 211V213L38 214V211L37 210H35V211H37V213H35V212H33L32 211V209H30L29 207H27L25 204H24V202L22 201V199L19 197V193L17 192V189H16V187H15V185H14V182L12 181V177H10V175L7 173L8 171H6V169L4 168V166H3V164H2V162ZM128 161V160H127ZM133 161V160H132ZM156 161V160H155ZM158 161V160H157ZM259 161V162H260ZM135 162V161H134ZM159 162V161H158ZM157 162V163H158ZM205 162V161H204ZM203 162V163H204ZM218 162H220V161H218ZM235 162V161H234ZM249 162H253V161H249ZM248 162V163H249ZM255 162H256V160H255ZM133 163V162H132ZM162 163V162H161ZM160 163V164H161ZM206 163V162H205ZM244 163H245V161H244ZM254 163V162H253ZM218 164H220V163H218ZM225 164V163H224ZM246 164V163H245ZM255 164V163H254ZM254 164H252V165H254ZM257 164V163H256ZM256 164H255V166H256ZM259 164V163H258ZM168 165V164H167ZM227 165V164H226ZM239 165H243V163H241V164H239ZM248 166H250V164H248ZM254 166V167H255ZM258 166V165H257ZM218 167H220V166H218ZM221 167H222V165H221ZM220 167V168H221ZM243 167H244V165H243ZM247 167V166H246ZM254 167L252 168V169H254ZM219 168V169H220ZM242 168V167H241ZM250 168V167H249ZM249 169V170H251V172L253 171L252 169ZM259 168V167H258ZM257 168V169H258ZM260 168H261V166H260ZM245 169V168H244ZM247 169H248V167H247ZM255 169H256V167H255ZM255 169H254V171H255ZM256 169V170H257ZM167 170V169H166ZM235 170H236V168H235ZM249 170H247L248 172H247V174L249 173ZM219 171V170H218ZM245 171V170H244ZM253 171V172H254ZM258 171V170H257ZM222 172V171H221ZM221 172L220 173H218V174H221ZM227 172V171H226ZM252 172V173H253ZM261 172H263V171H261ZM229 173V172H228ZM256 173V172H255ZM257 174V173H256ZM262 174V173H261ZM159 175V174H158ZM228 175V174H227ZM227 175H226V177H227ZM238 175V174H237ZM218 176V175H217ZM257 176V175H256ZM259 176H260V174H259ZM225 177V178H226ZM242 177V176H241ZM254 177V176H253ZM217 178V177H216ZM220 178V177H219ZM249 178V177H248ZM155 179V178H154ZM228 179V178H227ZM255 179V178H254ZM191 181H192V179H191ZM253 181V180H252ZM255 181V180H254ZM251 182V181H250ZM255 183H257V182H255ZM170 184V183H169ZM252 185V184H251ZM256 185V184H255ZM254 185V186H255ZM140 187V186H139ZM158 190H159V188H158ZM257 192V191H256ZM254 194V193H253ZM141 196V195H140ZM144 196V195H143ZM166 196V195H165ZM208 196H209V194H208ZM252 197H254V196H252ZM105 198V197H104ZM126 198V197H125ZM158 198V197H157ZM194 198V197H193ZM247 198V197H246ZM245 198V200L247 201V199ZM110 199V198H109ZM264 199V198H263ZM205 200V199H204ZM261 200V199H260ZM142 201V200H141ZM263 201V200H262ZM158 202V201H157ZM170 202V201H169ZM140 203V202H139ZM160 203V202H159ZM209 203V202H208ZM220 203V202H219ZM138 204V203H137ZM214 204H215V202H214ZM228 204V203H227ZM261 204V203H260ZM112 205V204H111ZM128 205V204H127ZM173 205V204H172ZM186 205V204H185ZM209 205V204H208ZM217 205V204H216ZM220 205V204H219ZM257 205H259V204H257ZM262 205H263V203H262ZM262 205H260V207H262ZM139 206V205H138ZM142 206V205H141ZM166 206V205H165ZM224 206V205H223ZM264 206V205H263ZM112 207V206H111ZM111 207H110V209H111ZM130 207V206H129ZM143 207V206H142ZM157 208H158V206H156ZM183 207V206H182ZM211 207V206H210ZM139 208V207H138ZM161 208V207H160ZM205 208V207H204ZM228 208V207H227ZM264 208V207H263ZM262 208V209H263ZM140 209V208H139ZM193 209V208H192ZM206 209V208H205ZM207 209H208V207H207ZM261 209V210H262ZM120 210H121V207H120ZM165 210V209H164ZM180 210V209H179ZM223 210V209H222ZM132 211V210H131ZM154 211H155V209H154ZM192 211V210H191ZM208 211V210H207ZM239 211V210H238ZM121 212V211H120ZM119 212V213H120ZM128 212H129V210H128ZM155 212H157V211H155ZM179 212V211H178ZM244 212L245 211H243V215H244ZM124 213V212H123ZM139 213V212H138ZM150 213H153V212H150ZM203 213V212H202ZM261 213V212H260ZM263 213H264V210H263ZM161 214V213H160ZM206 214V213H205ZM215 214V213H214ZM177 215L179 216V213H177ZM181 215V214H180ZM191 215V214H190ZM201 215V214H200ZM199 215V216H200ZM254 215V214H253ZM259 215V214H258ZM136 216V215H135ZM164 216V215H163ZM202 216V215H201ZM214 216V215H213ZM261 216V215H260ZM263 216V215H262ZM207 217V216H206ZM256 217V216H255ZM180 218V217H179ZM179 218H178V220H179ZM193 218H194V215H193ZM197 218H198V216H197ZM214 217H212L211 219H213ZM216 218H217V216H216ZM244 218H246V216H244ZM163 219H164V217H163ZM205 219H209L208 217L207 218H205ZM257 219V218H256ZM259 219H261V217L259 218ZM263 219V218H262ZM166 220V219H165ZM172 220V219H171ZM175 220V219H174ZM194 220V219H193ZM197 220V219H196ZM203 220V219H202ZM207 220H206V222H207ZM210 220V219H209ZM208 220V221H209ZM218 220V219H217ZM217 220H215V221H217ZM252 220V219H251ZM264 220V219H263ZM160 221V220H159ZM167 221V220H166ZM173 221V220H172ZM195 221V220H194ZM242 221H244V220H242ZM138 222V221H137ZM163 222H165L164 220H163ZM168 222V221H167ZM174 222V221H173ZM197 222V221H196ZM195 222V223H196ZM192 223V222H191ZM201 223H202V221H201ZM211 223V222H210ZM218 223V222H217ZM222 223V222H221ZM263 223H264V221H263ZM51 224V225H50ZM138 224V223H137ZM166 224V223H165ZM171 224V223H170ZM175 224V223H174ZM188 224V223H187ZM194 224V223H193ZM36 226V228H37V231H35L32 227L33 226ZM192 225V224H191ZM199 225V224H198ZM201 225V224H200ZM199 225V226H200ZM206 225V224H205ZM210 225H212V224H210ZM216 225V224H215ZM223 225V224H222ZM221 225V226H222ZM224 225H225V223H224ZM264 225V224H263ZM262 225V226H263ZM180 226V225H179ZM207 226V225H206ZM253 226H255V225H253ZM260 226H261V224H260ZM141 227V226H140ZM178 227V226H177ZM186 227V226H185ZM184 227V228H185ZM201 227V229L203 228L202 226H200ZM200 227H199V229H200ZM163 228H164V226H163ZM197 228V227H196ZM221 228H223V227H221ZM258 228V227H257ZM263 228H264V226H263ZM262 227L260 228V229H263ZM155 229V228H154ZM160 229L161 228H159V231H160ZM179 229H181L180 227H179ZM207 229V228H206ZM137 230H139V229H137ZM172 230V229H171ZM175 230H176V228H175ZM182 230V229H181ZM190 230H191V228H190ZM195 230V229H194ZM197 230V229H196ZM205 230V229H204ZM212 230V229H211ZM224 229H221L220 230V233H222V232H224L223 231ZM124 231V230H123ZM162 231V230H161ZM201 231H203V230H201ZM222 231V232H221ZM262 231V233H264L263 231L264 230H261ZM135 232V231H134ZM139 232V231H138ZM156 232H157V230H156ZM164 232H165V229H164ZM170 232V231H169ZM180 232V231H179ZM204 232V231H203ZM213 232H214V230H213ZM258 231H256L255 233H257ZM122 233V232H121ZM145 233V232H144ZM158 233H160V232H158ZM158 233H156V234H158ZM195 233V232H194ZM202 233V232H201ZM200 233V234H201ZM209 233H212V232H210L209 231ZM229 233V232H228ZM126 234V233H125ZM138 234V233H137ZM179 234V233H178ZM177 234V235H178ZM199 234V236H201ZM216 234V233H215ZM222 234H224V233H222ZM226 234V233H225ZM235 234V233H234ZM135 235H136V233H135ZM159 235V234H158ZM172 235V234H171ZM193 235V234H192ZM208 235V236H207ZM206 235V237H209V235L210 234H207ZM217 235H219L220 237L222 236L221 234H217ZM122 236V235H121ZM140 236V235H139ZM164 236V235H163ZM187 236V235H186ZM219 236H218V238H219ZM234 236V235H233ZM255 236V235H254ZM264 236V235H263ZM126 237V236H125ZM128 237V236H127ZM180 237V236H179ZM203 237V236H202ZM202 237H201V239H202ZM205 237V236H204ZM204 237H203V239H204ZM225 237V236H224ZM223 237V238H224ZM132 238V237H131ZM154 238V237H153ZM159 238H161V237H159ZM158 238V239H159ZM184 239H185V236L183 237ZM213 238V237H212ZM216 238V237H215ZM231 238H233V237H231ZM264 238V237H263ZM125 239V238H124ZM127 239V238H126ZM156 239V238H155ZM188 239V238H187ZM191 239H195V238H191ZM190 239V240H191ZM198 239V238H197ZM195 240L196 241V244H197V242H198V240ZM202 239V240H203ZM206 239V238H205ZM209 239V238H208ZM207 239V240H208ZM210 239H211V236H210ZM209 239V240H210ZM234 239V238H233ZM260 239V238H259ZM130 240V239H129ZM129 240H128V242H129ZM164 240V244H165V239H160V242H162V241ZM170 240V239H169ZM174 240V239H173ZM172 240V241H173ZM201 240V241H202ZM206 240V241H207ZM216 240V239H215ZM224 240V239H223ZM230 240V239H229ZM261 240V239H260ZM68 241V242H67ZM120 241V240H119ZM121 241H122V239H121ZM124 241V240H123ZM127 241V240H126ZM148 241H149V239H148ZM167 241V240H166ZM205 240H203L202 242H203V244H205V242H204ZM224 241H226V240H224ZM223 241V242H224ZM232 241V240H231ZM160 242H159V244H160ZM168 242V241H167ZM177 242V241H176ZM188 242H190V241H188ZM202 242H200V244H198V246L197 247H199V245H201L202 244ZM207 242H209L210 243V241H207ZM206 242V243H207ZM212 242V241H211ZM223 242H221L220 244L222 245V243ZM227 243H228V241H226ZM225 242V244H227ZM239 242V241H238ZM114 243V242H113ZM145 243V242H144ZM183 243V242H182ZM199 243V242H198ZM240 243V242H239ZM264 243V242H263ZM127 244V243H126ZM163 244V243H162ZM179 244V243H178ZM213 244H215V243H213ZM218 244V243H217ZM217 244H215V246H217ZM220 244H218L219 246H220ZM259 244H261V243H259ZM117 245V244H116ZM123 245H125V244H123ZM128 245H129V243H128ZM165 245H169V242H168V244H165ZM180 245H181V243H180ZM191 245V244H190ZM206 245V244H205ZM230 245V244H229ZM245 245V244H244ZM119 246V245H118ZM163 246V245H162ZM188 246V245H187ZM193 246H195V245H193ZM207 246H208V243H207ZM214 246V245H213ZM231 246H233V245H231ZM246 246V245H245ZM244 246V248H247V247H245ZM247 246H248V244H247ZM77 247V246H76ZM127 247V246H126ZM129 247V246H128ZM158 247V246H157ZM168 247H171V246H168ZM181 247V246H180ZM196 247V246H195ZM234 247V246H233ZM238 246H236V248H237ZM262 247H264V246H262ZM201 248V247H200ZM200 248H198L199 250H200ZM204 248H206V246L204 247ZM212 248V247H211ZM215 248H217V247H215ZM220 248H222V246H220ZM220 248H217L218 250L220 249ZM235 248V247H234ZM233 248V249H234ZM235 248V250H237ZM242 248V247H241ZM128 249V248H127ZM130 249V248H129ZM166 249H168V250H170L169 248H166ZM165 249V247H164V250H166ZM174 249H176V247L174 248ZM184 249H185V247H184ZM203 249V248H202ZM201 249V250H202ZM262 249H264V248H262ZM159 250H160V247H159ZM161 250H163V247H161ZM163 250V252H162V257L161 258H163L164 257V252L166 253L167 251H164ZM171 250H173V249H171ZM213 250V249H212ZM217 250V251H218ZM220 250H222V249H220ZM218 251L219 253L218 254H220V252L221 251ZM250 249H246V251H245V249H244V251H245V253H249L248 251H249ZM133 251H135V249L133 250ZM143 251V250H142ZM182 251H183V249H182ZM223 251V250H222ZM239 251V250H238ZM117 252V251H116ZM132 252V251H131ZM151 252V251H150ZM168 252H170V251H168ZM189 252V255H190V251H188ZM201 252V251H200ZM171 253H172V251H171ZM171 253H169V255L171 254ZM174 253V252H173ZM187 253V252H186ZM195 253H196V251H195ZM197 253H198V251H197ZM223 253V252H222ZM226 253V252H225ZM225 253H223L222 255H224ZM228 253V252H227ZM238 253V252H237ZM166 254H168V253H166ZM198 254H200V255H203V253L201 254V253H198ZM197 254V255H198ZM230 254H232V253H230ZM117 255V254H116ZM132 255V254H131ZM139 255V254H138ZM168 255V256H169ZM172 255V254H171ZM170 255V256H171ZM175 255V254H174ZM183 255V254H182ZM187 255V254H186ZM196 255V254H195ZM207 255H211V254H208L207 253ZM221 254L219 255V257L220 258H222L223 259V256H222ZM228 254H226V255H224V257H226ZM241 255V254H240ZM244 255H246V254H244ZM248 255V254H247ZM222 256V257H221ZM239 256V255H238ZM250 256V255H249ZM135 257V256H134ZM165 257H166V255H165ZM173 257V256H172ZM174 257H176V255L174 256ZM187 257V256H186ZM195 257V256H194ZM198 257V256H197ZM196 257V259L199 261V259L200 260H202V257L203 256H201L200 258L198 257L197 258ZM205 257V256H204ZM207 257V256H206ZM210 257V256H209ZM212 257L213 258H215L214 256H213V254H212ZM229 258L231 257V255L230 256H228ZM241 257V256H240ZM147 258V257H146ZM151 258V257H150ZM171 258V257H170ZM208 258V257H207ZM211 258V257H210ZM210 258H208V259H210ZM217 258V257H216ZM246 258H248V257H246ZM140 259V258H139ZM148 259V258H147ZM177 259V258H176ZM176 259L174 258V260L176 261ZM193 259V258H192ZM206 259V258H205ZM207 259V260H208ZM227 260L225 261L226 262V264H228V262L229 261H231V260H229L228 258H226ZM230 259H232V258H230ZM241 259H243V258H241ZM240 259V260H241ZM141 260H142V258H141ZM182 260V259H181ZM215 260V259H214ZM219 260V259H218ZM224 260H225V258H224ZM147 261V260H146ZM156 261V260H155ZM173 260H172V258H171V262H172ZM204 261V260H203ZM212 261V260H211ZM219 261H221V260H219ZM223 261V260H222ZM154 262V261H153ZM157 262V261H156ZM159 262L161 263V261L159 260ZM171 262L169 261V264H171ZM207 262V261H206ZM206 262H205V264H206ZM213 262V261H212ZM216 262H218V261H216ZM215 262V263H216ZM248 262V261H247ZM247 262H245V263H247ZM155 263V262H154ZM162 263H164L163 262V260H162ZM178 263V262H177ZM176 263V264H177ZM194 262L192 261V264H193ZM198 263V262H197ZM204 263V262H203ZM211 263V262H210ZM209 263V264H210ZM219 264L221 263V262H218ZM223 263V262H222ZM172 264H174V261H173V263ZM202 264V263H201ZM214 264V263H213ZM230 264V263H229ZM233 264H235V263H233ZM248 264V263H247Z\"/></svg>",
	"mask_w": 264,
	"mask_h": 264
}]
</instances>
